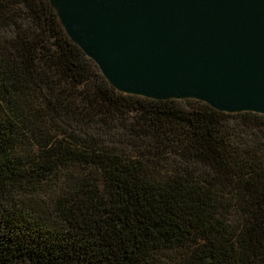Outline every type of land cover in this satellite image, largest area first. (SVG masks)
Listing matches in <instances>:
<instances>
[{
  "label": "trees",
  "instance_id": "obj_1",
  "mask_svg": "<svg viewBox=\"0 0 264 264\" xmlns=\"http://www.w3.org/2000/svg\"><path fill=\"white\" fill-rule=\"evenodd\" d=\"M0 264H264V114L120 92L0 0Z\"/></svg>",
  "mask_w": 264,
  "mask_h": 264
},
{
  "label": "water",
  "instance_id": "obj_2",
  "mask_svg": "<svg viewBox=\"0 0 264 264\" xmlns=\"http://www.w3.org/2000/svg\"><path fill=\"white\" fill-rule=\"evenodd\" d=\"M118 91L264 114V0H51Z\"/></svg>",
  "mask_w": 264,
  "mask_h": 264
},
{
  "label": "rangeland",
  "instance_id": "obj_3",
  "mask_svg": "<svg viewBox=\"0 0 264 264\" xmlns=\"http://www.w3.org/2000/svg\"><path fill=\"white\" fill-rule=\"evenodd\" d=\"M125 149L128 150V151H129V150H130V151H133L132 147H130V146H126Z\"/></svg>",
  "mask_w": 264,
  "mask_h": 264
}]
</instances>
